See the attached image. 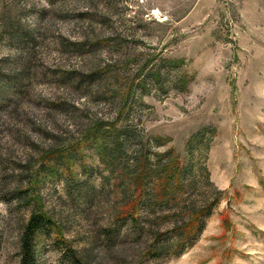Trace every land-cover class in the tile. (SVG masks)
<instances>
[{
    "label": "rangeland",
    "instance_id": "374dc122",
    "mask_svg": "<svg viewBox=\"0 0 264 264\" xmlns=\"http://www.w3.org/2000/svg\"><path fill=\"white\" fill-rule=\"evenodd\" d=\"M96 121L117 124L129 170L138 156L156 168L170 151L188 164L182 206L208 205L219 191L222 198L184 254L144 260L152 232L187 214L145 209L140 227L106 234L124 194L89 152L92 201L68 196L62 181L40 188L45 210L85 260L264 264V0H0V264L19 262L29 211L14 193L28 161ZM39 264L69 262L43 238Z\"/></svg>",
    "mask_w": 264,
    "mask_h": 264
},
{
    "label": "trees",
    "instance_id": "16d2710c",
    "mask_svg": "<svg viewBox=\"0 0 264 264\" xmlns=\"http://www.w3.org/2000/svg\"><path fill=\"white\" fill-rule=\"evenodd\" d=\"M98 73H102V70L91 77ZM116 125L115 122L96 121L88 125L79 137L65 145L39 149L37 156L28 161L24 186H19L14 193L18 206L29 211L20 233L18 264H39L43 238L51 239L53 246L61 251L69 264H90L65 238V228L45 210L44 199L40 194L45 182L62 181L68 196L78 201H92L95 198L93 180L97 170L87 162L89 152L96 155L100 163L107 165L113 176L116 175V187L124 194L112 207L110 225L104 229L106 234L115 230L118 232L129 224L140 227L141 212L145 209L155 212L157 209L178 207L187 214L186 221L175 225L168 232L153 231L154 242L144 251L143 259L179 256L194 245L205 228V219L212 215L220 203L222 192L219 191L208 205L198 208L182 206L183 196L187 193L189 165L181 164L170 151L161 155L167 161L159 163L156 168L146 157L138 156L134 168L127 169L122 164V132L116 129ZM156 141L159 145L166 143L160 137ZM175 214L168 213L164 217L168 219ZM222 223L225 231L232 229L227 213L222 217ZM170 235L174 236V241L164 243Z\"/></svg>",
    "mask_w": 264,
    "mask_h": 264
}]
</instances>
